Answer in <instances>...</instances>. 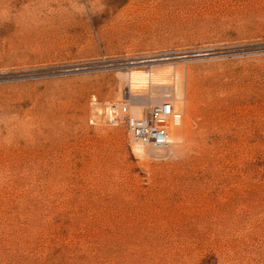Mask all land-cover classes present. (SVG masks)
I'll list each match as a JSON object with an SVG mask.
<instances>
[{"label":"rangeland","instance_id":"obj_1","mask_svg":"<svg viewBox=\"0 0 264 264\" xmlns=\"http://www.w3.org/2000/svg\"><path fill=\"white\" fill-rule=\"evenodd\" d=\"M0 264H264V0H0Z\"/></svg>","mask_w":264,"mask_h":264},{"label":"built area","instance_id":"obj_2","mask_svg":"<svg viewBox=\"0 0 264 264\" xmlns=\"http://www.w3.org/2000/svg\"><path fill=\"white\" fill-rule=\"evenodd\" d=\"M148 114L136 116L130 101H115L97 107L91 123L107 127L124 126L128 135L144 146L164 150L171 145V125L179 126L183 116L176 110L171 99H165L148 107Z\"/></svg>","mask_w":264,"mask_h":264},{"label":"bare ground","instance_id":"obj_3","mask_svg":"<svg viewBox=\"0 0 264 264\" xmlns=\"http://www.w3.org/2000/svg\"><path fill=\"white\" fill-rule=\"evenodd\" d=\"M145 80H146V78H145L144 74L134 72L133 74L130 75L128 83H129L130 88H134L137 85H140V84L142 85L145 82ZM133 112L136 116L140 117L142 115V109L141 108L139 109V108L135 107V108H133ZM171 127H176V125H171ZM170 136H171V134H170ZM180 136H181L180 131L178 129H174L172 136H171V143H175L176 141H178L180 139ZM143 147L144 146L141 144L138 146L137 149L141 150Z\"/></svg>","mask_w":264,"mask_h":264}]
</instances>
